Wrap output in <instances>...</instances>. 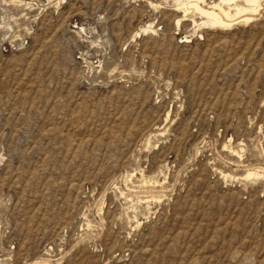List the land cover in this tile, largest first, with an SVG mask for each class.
<instances>
[{
	"label": "rangeland",
	"instance_id": "rangeland-1",
	"mask_svg": "<svg viewBox=\"0 0 264 264\" xmlns=\"http://www.w3.org/2000/svg\"><path fill=\"white\" fill-rule=\"evenodd\" d=\"M150 2L0 0V264H264V8Z\"/></svg>",
	"mask_w": 264,
	"mask_h": 264
},
{
	"label": "bare ground",
	"instance_id": "bare-ground-1",
	"mask_svg": "<svg viewBox=\"0 0 264 264\" xmlns=\"http://www.w3.org/2000/svg\"><path fill=\"white\" fill-rule=\"evenodd\" d=\"M168 1L171 2L170 6L175 11L181 13L175 20V26H179L181 22L186 21V18L190 17L196 30L199 27L223 30L240 23L248 24L254 21L255 16L264 8V0H164V2L159 4L155 3L156 5H153V2L149 4L153 7H158L162 4L168 5ZM195 15L199 17L200 21L197 22L193 19ZM146 30L150 31V26L143 31ZM249 177L258 178L259 176L256 173H249L247 178Z\"/></svg>",
	"mask_w": 264,
	"mask_h": 264
}]
</instances>
